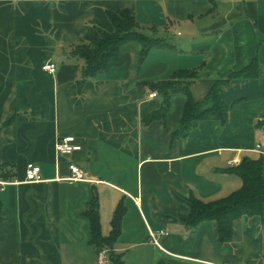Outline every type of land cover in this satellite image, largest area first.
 Returning <instances> with one entry per match:
<instances>
[{"label": "crops", "instance_id": "1", "mask_svg": "<svg viewBox=\"0 0 264 264\" xmlns=\"http://www.w3.org/2000/svg\"><path fill=\"white\" fill-rule=\"evenodd\" d=\"M131 11L142 45L83 79L68 53L112 32L109 12ZM257 60L258 76L220 87L227 122L207 119L173 139L188 96L177 94L164 119L146 124L163 100L152 84L195 72L190 95L206 97L218 80ZM56 65L54 74L42 70ZM157 94L150 98V95ZM74 137L70 156L55 150ZM264 151V0H0V264H99L86 212L97 200L103 237L124 208L114 250L125 264H264V223L242 217L221 243L215 221L184 224L190 198L209 203L240 190L235 169ZM29 164L41 182L26 183ZM89 182H67L69 166ZM161 232L166 234L160 235ZM156 235V245L151 235Z\"/></svg>", "mask_w": 264, "mask_h": 264}, {"label": "trees", "instance_id": "2", "mask_svg": "<svg viewBox=\"0 0 264 264\" xmlns=\"http://www.w3.org/2000/svg\"><path fill=\"white\" fill-rule=\"evenodd\" d=\"M108 18L113 31H100V36L93 42L75 45L68 53L70 57L82 60V81L94 78L100 71L119 59L120 50L128 45L140 43L142 45L141 58L154 49L162 47L160 39L146 36L140 28L136 16L127 10L121 13L109 12ZM258 76L257 60L243 70L231 74L226 80H218L201 101L194 100L190 95V87L197 78L195 72H179L171 78L152 84V90L156 91L163 100L159 111L145 119L146 124L157 119H164L171 107V99L177 94L188 96L179 128L174 132L173 139H186L191 131L197 128L199 123L207 119H217L221 123L227 122V112L221 100L220 87L234 79L254 78ZM7 170V166H0V178L10 180L15 174L13 166ZM240 176L243 186L230 196L214 202H203L194 197L190 198L191 212L184 220L188 227H195L206 221H215L218 227V237L221 243H229L233 239V223L242 217H259L264 223V155L252 160L245 158L235 169ZM0 203V216H1ZM92 234V245L98 252H109L110 264H125L121 254L114 250V243L121 234L124 208L119 205L111 221L109 237H103L101 232L99 205L96 199L91 201V209L86 212Z\"/></svg>", "mask_w": 264, "mask_h": 264}, {"label": "built area", "instance_id": "3", "mask_svg": "<svg viewBox=\"0 0 264 264\" xmlns=\"http://www.w3.org/2000/svg\"><path fill=\"white\" fill-rule=\"evenodd\" d=\"M243 1V0H240ZM42 70L46 72L47 74H54L56 72V65L53 63H46L45 65L42 66ZM157 94H152L150 95V98L156 97ZM82 147L76 143V140L74 137H65V138H60L57 140L55 144V150L60 156H70L74 152L80 151ZM257 150L261 152V147L258 146ZM264 155V151L261 152ZM70 170V176L64 181L75 183V182H89L88 178L86 177V174L84 171L79 168L76 164H70L69 166ZM41 169L39 166L34 165V164H29L27 166L26 170V183H38L41 182ZM0 185L4 186L6 185L5 183H1ZM166 234L165 232H161L160 235ZM153 242L158 245L157 241V236L156 235H151ZM108 263V258L105 254V252H101L99 254V264H106Z\"/></svg>", "mask_w": 264, "mask_h": 264}]
</instances>
